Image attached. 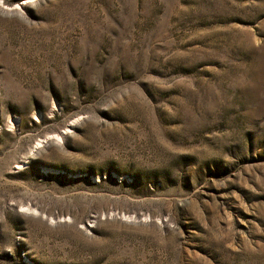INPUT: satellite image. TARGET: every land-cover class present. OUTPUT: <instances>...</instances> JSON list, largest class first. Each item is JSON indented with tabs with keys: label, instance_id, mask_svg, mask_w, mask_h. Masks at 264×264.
I'll use <instances>...</instances> for the list:
<instances>
[{
	"label": "rangeland",
	"instance_id": "1",
	"mask_svg": "<svg viewBox=\"0 0 264 264\" xmlns=\"http://www.w3.org/2000/svg\"><path fill=\"white\" fill-rule=\"evenodd\" d=\"M0 264H264V0H0Z\"/></svg>",
	"mask_w": 264,
	"mask_h": 264
},
{
	"label": "bare ground",
	"instance_id": "2",
	"mask_svg": "<svg viewBox=\"0 0 264 264\" xmlns=\"http://www.w3.org/2000/svg\"><path fill=\"white\" fill-rule=\"evenodd\" d=\"M24 3V2H23ZM25 3H28V2H26L25 1ZM24 3V4H25ZM4 10H9V11H11L12 10V8L11 9H8V8H3ZM13 9H16V7L15 8H13ZM74 125V123L72 124H70V126H73ZM8 126H10V124L8 125ZM69 132H68V130H65V131H63L59 136L58 135H55V136H48V137H46L45 139H43V140H39L37 143H35V145L33 146V148H32V151H31V153H30V155H32L33 154V152L35 151V150H38V149H40L41 147H43V144H48L49 143V145L50 144H58V143H60L61 141H62V139L68 134ZM46 146V145H45ZM44 146V147H45ZM39 151V150H38ZM124 218V217H123ZM127 217H125V219H126ZM130 218H132V217H130ZM127 219H129V217L127 218ZM126 219V220H127ZM125 221V220H124ZM131 221V220H130Z\"/></svg>",
	"mask_w": 264,
	"mask_h": 264
}]
</instances>
